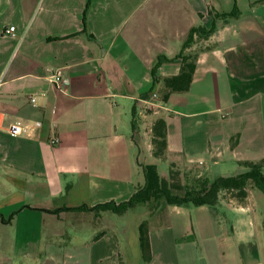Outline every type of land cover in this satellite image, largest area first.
<instances>
[{"label":"crops","instance_id":"obj_1","mask_svg":"<svg viewBox=\"0 0 264 264\" xmlns=\"http://www.w3.org/2000/svg\"><path fill=\"white\" fill-rule=\"evenodd\" d=\"M213 22L186 51L190 90L163 101L190 31ZM0 118L42 123L25 136L0 128V264H264L256 189L244 202L222 193L214 206L149 205L137 223L148 225L146 259L108 214L69 210L127 202L142 165L215 180L264 160V0H0ZM158 119L164 161L153 155Z\"/></svg>","mask_w":264,"mask_h":264},{"label":"trees","instance_id":"obj_2","mask_svg":"<svg viewBox=\"0 0 264 264\" xmlns=\"http://www.w3.org/2000/svg\"><path fill=\"white\" fill-rule=\"evenodd\" d=\"M216 18H235L236 13L217 14L210 11ZM216 31V23L213 22L210 29L203 26L193 28L184 43L178 59H181V70L177 76L163 79L164 95L162 100L167 102L173 93H186L190 90L193 76L196 70V55L186 53L192 48L196 39H208ZM160 67V58L152 69V75L157 81V70ZM136 116L133 114L132 129L136 128ZM236 140H231L234 146ZM152 145L155 158L164 161L168 148L167 124L164 119H158L153 126ZM241 166L248 171L234 177H220L211 180L205 175L198 176L193 172L181 171L174 164L168 178H162L156 165H142V172L145 178L143 186L139 187L136 193L127 202L116 204L109 202L100 204L92 208L83 207L69 209L72 211H90L95 214L103 212H113L121 214L140 204L150 205L149 210H154L160 203L173 206H214L219 202L220 195L226 193L239 202H244L248 197V191L256 189L264 194V160L259 162H243ZM57 213L60 210L56 211ZM149 230L147 222H143L139 227V243L143 256L146 259L149 254Z\"/></svg>","mask_w":264,"mask_h":264},{"label":"rangeland","instance_id":"obj_3","mask_svg":"<svg viewBox=\"0 0 264 264\" xmlns=\"http://www.w3.org/2000/svg\"><path fill=\"white\" fill-rule=\"evenodd\" d=\"M171 170V167L169 164L167 165L166 163L161 167L160 169V176L162 178H168L169 177V172ZM258 194L264 198V194L257 190ZM148 209V205H143L140 204L137 207L131 208L126 212H123L121 214L113 213V212H103L108 214L110 217L107 221H112L115 223V225L120 229V236L124 240H129L128 243L131 245L132 243V248H133V242L135 244L136 242V249L141 252V247L138 241L139 237V232L137 229V223L140 221L141 216L143 219H146L145 213ZM149 210V209H148ZM126 233V234H124ZM138 242V243H137ZM124 247V246H123Z\"/></svg>","mask_w":264,"mask_h":264},{"label":"built area","instance_id":"obj_4","mask_svg":"<svg viewBox=\"0 0 264 264\" xmlns=\"http://www.w3.org/2000/svg\"><path fill=\"white\" fill-rule=\"evenodd\" d=\"M14 31H15V28L11 27V28H9V30H7V33L11 34ZM51 82L54 84V86L56 88L62 89L63 88V84L65 82L63 70L58 69V70L54 71L52 76H51ZM153 98L154 99H158V94H154ZM30 103L35 105L36 104V98L32 97L30 99ZM41 126H42L41 122H35L33 124H29V123H25V122H22V121H18V122L11 123V124H9L8 126H6L4 128V126L2 125V120L0 118V128H3L5 131H7L12 136L29 135L32 129L39 128ZM59 143H60V139L59 138H53L51 140V144L52 145H57Z\"/></svg>","mask_w":264,"mask_h":264}]
</instances>
